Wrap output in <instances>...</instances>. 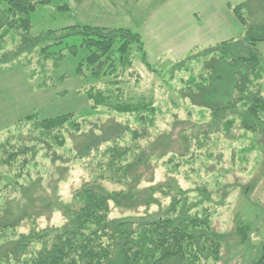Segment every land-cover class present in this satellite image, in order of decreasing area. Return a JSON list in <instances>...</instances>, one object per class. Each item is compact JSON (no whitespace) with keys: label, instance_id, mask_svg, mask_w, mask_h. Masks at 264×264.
<instances>
[{"label":"rangeland","instance_id":"obj_1","mask_svg":"<svg viewBox=\"0 0 264 264\" xmlns=\"http://www.w3.org/2000/svg\"><path fill=\"white\" fill-rule=\"evenodd\" d=\"M245 1L51 0L31 15L33 31L39 33L83 26L139 34L147 64L134 48L131 67L120 71L126 80L124 98L130 105L152 101L162 112L149 136L133 143L134 148L130 146L126 179L111 182L95 169L104 147L91 158L80 156L86 157L84 153L91 152L99 137L105 138L103 142L117 138L118 123L142 130L144 125L104 107L92 110L86 89L97 81L98 90L106 91L109 83L103 78L87 83L77 76L80 62L89 54L81 47V36H66L65 44L55 48L64 57L53 74L54 64L41 57L39 50H25L0 62V135L33 115L44 120L75 114L83 123L81 130H65L64 145L55 150L59 160H51L54 152H41L34 161L30 155L23 176L8 177L11 189L0 196V209L7 206L20 222L16 234L65 225L70 211L85 206V192L92 189L109 197L112 227L125 221L141 224L167 218L173 209L179 215L188 209L192 216L209 212L212 232L220 237L224 249L218 262L206 259L203 264H249L260 256L264 144L259 145V137L240 127L231 138L224 134L202 138L200 126L194 124H207L210 113L190 99H179L177 90L185 73L173 69L195 48L239 39L243 27L233 7ZM67 4L70 10L60 13L58 7ZM257 49L264 56V43ZM51 76L53 82L43 86V79ZM21 127L24 133L29 130L27 125ZM21 186H25L23 192L17 193ZM242 224L250 227L246 244L234 235Z\"/></svg>","mask_w":264,"mask_h":264},{"label":"trees","instance_id":"obj_2","mask_svg":"<svg viewBox=\"0 0 264 264\" xmlns=\"http://www.w3.org/2000/svg\"><path fill=\"white\" fill-rule=\"evenodd\" d=\"M50 3L51 0H0V62L25 50H39L41 57L54 64L53 74L55 65L64 57L63 51L57 54L55 48L65 44L66 36H81V47L89 54L80 62L77 76L87 83L101 78L109 83L106 91L98 90L97 81L86 89L92 110L104 107L118 116L134 117L144 125L142 130L129 123H118L121 129H117L120 132L117 138L103 142L105 138L99 137L91 152L84 153L86 157L80 156L91 158L90 155L104 147L95 169L101 178L121 182L126 179L125 160L134 148L133 143L149 136L162 112L152 101L130 105L124 98L122 86L126 80L120 71L131 67L134 48L142 53L147 64L144 43L139 34L104 27L73 26L34 32L31 15ZM69 10L68 4L58 7L60 13ZM233 13L243 27L239 39L210 48H195L175 63V72L181 74L182 69L185 73L181 78L175 76L182 82L178 96L181 101L190 99L195 106L209 111L207 124H194L200 126L202 138L214 134L231 138L240 127L259 137L257 142L263 145L264 56L257 47L264 43V0H246L234 6ZM43 80L42 85L46 86L53 82V76ZM25 125L29 128L27 133L21 127ZM82 125L81 118L75 114L44 120L33 115L0 135L4 138L0 141V196L11 189L10 175L23 176L30 155L34 161L41 152H54L51 160H59L56 151L64 145L65 130H81ZM205 174L212 175L209 171ZM24 188H18L17 193H22ZM85 198V206L70 211L65 225L20 234H16L20 222L3 206L0 209V264H203L206 259L218 262L222 257L224 245L212 232L207 211L192 216L189 209L186 215H179L173 209L167 218L141 224L125 221L112 227L109 197L89 189ZM249 230L248 224H242L234 235L246 244ZM249 264H264V241L260 256Z\"/></svg>","mask_w":264,"mask_h":264}]
</instances>
